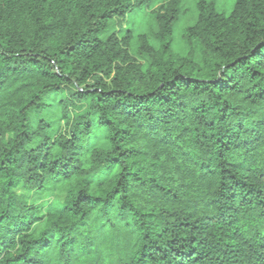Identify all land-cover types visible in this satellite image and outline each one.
Masks as SVG:
<instances>
[{
	"label": "trees",
	"instance_id": "16d2710c",
	"mask_svg": "<svg viewBox=\"0 0 264 264\" xmlns=\"http://www.w3.org/2000/svg\"><path fill=\"white\" fill-rule=\"evenodd\" d=\"M153 1L0 0V264H264V0Z\"/></svg>",
	"mask_w": 264,
	"mask_h": 264
},
{
	"label": "rangeland",
	"instance_id": "374dc122",
	"mask_svg": "<svg viewBox=\"0 0 264 264\" xmlns=\"http://www.w3.org/2000/svg\"><path fill=\"white\" fill-rule=\"evenodd\" d=\"M164 0H154L150 8H143L139 11H136L132 14H128L121 22V26L116 25V21L112 20L110 22L109 32L121 30V33L129 30L133 35V40L131 44H135L136 38L135 35L139 33H146L149 37L151 43H154V40L151 36L152 31L155 29V20L151 12L156 6H158ZM216 4L217 11L228 14L234 4V0H214ZM196 0H182V12L176 21L173 28V48L178 51L185 50V45L181 41V34L183 30L188 26L194 23L197 10L195 6ZM156 45V44H155ZM144 65H146V60L142 56L136 55L134 48L131 51ZM63 188L61 184L49 189L46 193L36 195L34 200L37 203H45L50 200L60 198L63 194Z\"/></svg>",
	"mask_w": 264,
	"mask_h": 264
}]
</instances>
